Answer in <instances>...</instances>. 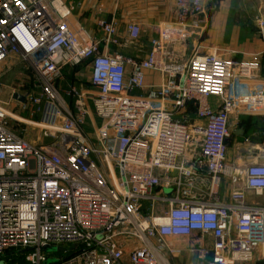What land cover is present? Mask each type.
Instances as JSON below:
<instances>
[{"label": "built area", "instance_id": "built-area-1", "mask_svg": "<svg viewBox=\"0 0 264 264\" xmlns=\"http://www.w3.org/2000/svg\"><path fill=\"white\" fill-rule=\"evenodd\" d=\"M174 3L175 20L135 59L101 51L127 44L112 21L99 20L103 38L84 43L64 0H0V63L17 59L39 83L0 99V264L264 259V207L247 200L264 193V163L229 173L226 144L233 114L264 112L259 65L215 52L180 58L208 26L207 2ZM258 28L264 37L262 16ZM140 34L130 24L127 41ZM66 67L87 69L89 87L65 85ZM146 72L162 83L147 85ZM188 105L201 124L182 117ZM36 131L45 143L31 141ZM227 176L241 187L223 201Z\"/></svg>", "mask_w": 264, "mask_h": 264}, {"label": "crops", "instance_id": "crops-1", "mask_svg": "<svg viewBox=\"0 0 264 264\" xmlns=\"http://www.w3.org/2000/svg\"><path fill=\"white\" fill-rule=\"evenodd\" d=\"M72 8V15L69 18L71 27L82 35L84 43L91 39H102L103 33L98 26V21L103 19L107 22H114L117 27L119 41L126 45H112L106 47L101 45V51L104 52H120L125 56L141 59L145 58L150 50V41L159 36L161 30L168 23L176 18V7L174 0H64ZM207 2V0H206ZM264 5V2L262 3ZM264 17V14H262ZM132 23H137L141 27L140 38L135 43H129L127 40V29ZM216 24V23H215ZM211 24L207 36L193 37L191 41L195 44L194 53H210L215 52L223 58L224 53L220 47L214 48L216 45L213 40V27ZM210 38V41H209ZM262 47L259 50L262 58V64L255 73L253 83L264 86V37ZM215 39V36H214ZM241 50V49H240ZM239 50V51H240ZM246 51H240L237 54L245 55ZM236 55V53H235ZM188 56V57H190ZM227 59H234L233 57ZM82 67H66L64 69L65 83L79 81V72ZM89 78V76H88ZM86 84L89 87V81ZM84 79V78H83ZM161 75L153 72H146L147 85H158L162 83ZM80 85V84H79ZM145 92L138 91L136 94L143 95ZM209 103L213 108L219 106V101L215 97L209 98ZM188 122L201 124L198 120L196 112L192 105H188L184 116ZM231 142L228 145L227 165L230 169L229 173L240 170L246 165L255 162L264 163V112L257 113H239L233 114L230 119ZM235 132H240L236 135ZM34 142L45 143L46 140L39 137L37 133ZM33 138V137H32ZM229 176L224 177V181L220 188V198L223 201H229L231 193L241 184L231 183ZM247 200L250 204L264 207V193L255 194L247 193ZM182 245H186V240L181 241ZM192 243L193 240H190ZM264 264V259L257 261Z\"/></svg>", "mask_w": 264, "mask_h": 264}, {"label": "rangeland", "instance_id": "rangeland-1", "mask_svg": "<svg viewBox=\"0 0 264 264\" xmlns=\"http://www.w3.org/2000/svg\"><path fill=\"white\" fill-rule=\"evenodd\" d=\"M263 2L264 0H207L208 26L203 33L198 34L204 38L210 30L211 24L213 26L216 23V28H211L214 30L212 32L215 36V39L213 36L212 40L216 45L214 48L220 47L226 53L224 56L227 58L233 57L234 60L240 62L257 63L260 67L262 58L259 50L262 47L263 38L258 28V20L264 14ZM193 49H195V44L190 40L183 47H178L177 54L184 60L190 56ZM239 50L246 51L245 55L237 54L240 52ZM78 77L79 81H74L77 85L86 83L88 70L84 69ZM68 83L64 82L65 85ZM12 89L19 92L30 91L31 93L39 91V83L33 71L15 58L0 63V99L6 100ZM36 135L38 136L37 131L30 133L33 143ZM195 147L196 143L193 142L188 155H192L196 151ZM187 244H190L189 241ZM56 250L55 247H50L46 252H56ZM248 264H259V262L254 261Z\"/></svg>", "mask_w": 264, "mask_h": 264}, {"label": "water", "instance_id": "water-1", "mask_svg": "<svg viewBox=\"0 0 264 264\" xmlns=\"http://www.w3.org/2000/svg\"><path fill=\"white\" fill-rule=\"evenodd\" d=\"M16 97H18L21 101H24L25 100V98L24 97H22V96H16ZM235 134L236 135H240V132L238 133V132H235ZM230 142H231V139H229L228 141H227V145H230Z\"/></svg>", "mask_w": 264, "mask_h": 264}, {"label": "trees", "instance_id": "trees-1", "mask_svg": "<svg viewBox=\"0 0 264 264\" xmlns=\"http://www.w3.org/2000/svg\"><path fill=\"white\" fill-rule=\"evenodd\" d=\"M20 261V260H19Z\"/></svg>", "mask_w": 264, "mask_h": 264}]
</instances>
